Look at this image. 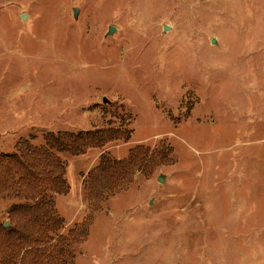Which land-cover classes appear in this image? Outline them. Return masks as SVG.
Masks as SVG:
<instances>
[{"label": "rangeland", "instance_id": "obj_1", "mask_svg": "<svg viewBox=\"0 0 264 264\" xmlns=\"http://www.w3.org/2000/svg\"><path fill=\"white\" fill-rule=\"evenodd\" d=\"M97 128L126 134L59 153L71 264H264V0H0V156ZM137 145L151 171L91 202L101 155Z\"/></svg>", "mask_w": 264, "mask_h": 264}, {"label": "trees", "instance_id": "obj_2", "mask_svg": "<svg viewBox=\"0 0 264 264\" xmlns=\"http://www.w3.org/2000/svg\"><path fill=\"white\" fill-rule=\"evenodd\" d=\"M124 134V130L110 128L48 132L44 143L22 139L13 151L0 156V199L11 202L8 225L0 222V264L73 262L87 234L85 226L70 231L67 238L51 234L53 193L67 188L66 164L59 153L80 155L88 147L103 146ZM156 156L145 145L132 148L124 160L102 154L99 164L88 173L89 200L103 202L125 189L138 171H151Z\"/></svg>", "mask_w": 264, "mask_h": 264}, {"label": "water", "instance_id": "obj_3", "mask_svg": "<svg viewBox=\"0 0 264 264\" xmlns=\"http://www.w3.org/2000/svg\"><path fill=\"white\" fill-rule=\"evenodd\" d=\"M74 12H75V14H77L78 13V9L75 8ZM113 31H114V27H110L109 32L112 33ZM6 225H8L7 222H6Z\"/></svg>", "mask_w": 264, "mask_h": 264}]
</instances>
